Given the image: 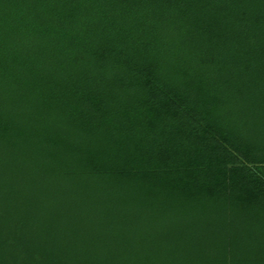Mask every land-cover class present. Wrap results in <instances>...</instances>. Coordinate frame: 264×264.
Listing matches in <instances>:
<instances>
[{"label":"trees","instance_id":"obj_1","mask_svg":"<svg viewBox=\"0 0 264 264\" xmlns=\"http://www.w3.org/2000/svg\"><path fill=\"white\" fill-rule=\"evenodd\" d=\"M0 264H264V0H0Z\"/></svg>","mask_w":264,"mask_h":264}]
</instances>
